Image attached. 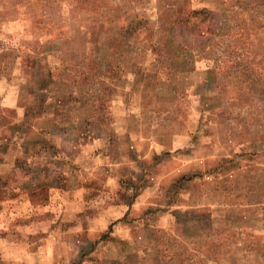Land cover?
<instances>
[{
  "label": "rangeland",
  "instance_id": "1",
  "mask_svg": "<svg viewBox=\"0 0 264 264\" xmlns=\"http://www.w3.org/2000/svg\"><path fill=\"white\" fill-rule=\"evenodd\" d=\"M127 253L264 264V0H0V264Z\"/></svg>",
  "mask_w": 264,
  "mask_h": 264
},
{
  "label": "trees",
  "instance_id": "2",
  "mask_svg": "<svg viewBox=\"0 0 264 264\" xmlns=\"http://www.w3.org/2000/svg\"><path fill=\"white\" fill-rule=\"evenodd\" d=\"M198 12H201V13H205L206 15H205V17L208 15H211V13L209 14V11L207 10H201V11H192L190 14H188L187 16H184V17H181V16H178V18H177V20H178V22H179V24L182 26V28H183V30L184 31H193V29H196V28H199V23H194L193 22V16L196 14V13H198ZM204 17V18H205ZM203 18V19H204ZM202 22V21H201ZM83 36L84 37H87L88 38V40L87 41H90L91 42V37L89 36V35H86V33H83ZM177 37H179V35L177 36ZM176 38V37H175ZM187 42H186V44L184 45V49H183V51H187L188 50V48H187ZM181 49H182V46H181ZM165 57L166 56H164V59H165ZM208 58H204V59H202L201 61L202 62H205V64H206V68L204 69V71H203V73H204V75L205 76H203V79H212V77H210V76H212V74H213V72H211L210 71V69H209V67H208V60H207ZM157 65H154L153 67H152V69H150V72H149V74L150 75H152L153 73H151V72H154V75H156L157 74ZM174 67H176V66H171V65H169L168 67H167V69L168 70H166V73H168V75H170L169 74V72L171 73V79H177L178 78V76H177V69H178V67L179 66H177V69L176 68H174ZM213 67H216V66H213ZM232 67V69L233 68H238V67H240V65L239 64H235V65H232L231 66ZM212 70H215V68H212V67H210ZM242 70H246V69H243V68H241ZM247 71V70H246ZM190 72H194V71H190ZM248 72V71H247ZM196 73H199V72H196ZM249 78H254L255 79V77H256V75L255 74H253L252 72H251V70H250V68H249ZM149 74H147V75H145V77L144 78H147V76L149 75ZM183 180H186V179H183Z\"/></svg>",
  "mask_w": 264,
  "mask_h": 264
},
{
  "label": "crops",
  "instance_id": "3",
  "mask_svg": "<svg viewBox=\"0 0 264 264\" xmlns=\"http://www.w3.org/2000/svg\"><path fill=\"white\" fill-rule=\"evenodd\" d=\"M234 162H235V160H233V159H228V160H224L223 158L222 159H219L218 161H217V164H216V167H212V168H210L209 170H212V169H216V170H220L222 167H224V166H226V165H230V164H234ZM208 172H210V171H208ZM191 176H193V175H191ZM183 180V179H182ZM178 224H179V222H177L176 223V226H178ZM186 226V225H185ZM155 231H153V233H152V239L155 237V233H154ZM154 234V235H153ZM129 243V242H128ZM254 253V252H253ZM252 253V254H253ZM257 251H256V253H254V255H256L257 256ZM210 254V253H209ZM209 258H210V256H208ZM186 258V257H185ZM137 259V261H138V263H135V264H149L150 263V258H146V257H144V256H141L140 257V254H138V257L136 258ZM188 259L190 260V263L189 264H191L193 261H192V256L190 255V257H188ZM208 259V258H207ZM205 260V264H208L209 262H208V260ZM133 260H135V258H133V257H129V255H128V253H127V255H126V257H125V259H124V261H126L125 262V264H133V263H130L131 261H133ZM148 261V262H147ZM176 255H175V253L172 255V256H169V257H166L164 254H161V253H159V254H157L155 257H154V262H153V264H176ZM185 264H187V263H185Z\"/></svg>",
  "mask_w": 264,
  "mask_h": 264
}]
</instances>
